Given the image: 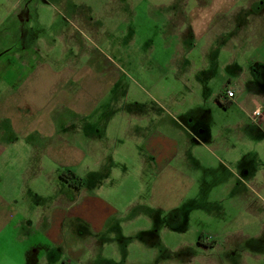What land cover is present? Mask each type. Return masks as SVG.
Segmentation results:
<instances>
[{
    "label": "rangeland",
    "instance_id": "374dc122",
    "mask_svg": "<svg viewBox=\"0 0 264 264\" xmlns=\"http://www.w3.org/2000/svg\"><path fill=\"white\" fill-rule=\"evenodd\" d=\"M250 1L238 3L261 22L264 10L257 12ZM181 4L186 0H0V103L36 67L65 70L66 81L75 69L92 68L113 82L92 118L98 130L95 156L81 165L64 169L51 158L30 159L21 147L12 151L15 141L0 140V220L9 224L0 235V264H264V204L252 203L236 185L242 158L252 154L264 163V134L251 132L246 108L217 101L228 89L249 83L250 61L264 66V22L251 28L242 14L239 26L247 38H220L210 51L220 66L216 76H194L195 68L179 75V57L189 54L176 49L185 24L171 27L167 17ZM202 43L189 54L197 67L203 63ZM231 50L235 69L229 67ZM238 66L246 76L237 74ZM205 79L209 86L183 85ZM44 82V91L34 92L51 100L60 86ZM252 86L247 90L259 88ZM71 87L63 86L66 92ZM110 103L117 108L105 110ZM137 106L146 112L128 114ZM195 125L200 142L192 136ZM148 134L167 139L169 165L153 167ZM69 170L85 180L81 199L103 200L120 215L97 234L82 223L81 237L67 235L56 246L39 228L38 217L54 209L60 193L74 192L78 182L65 174ZM14 212L22 217L10 223ZM172 212L180 214L175 218ZM173 218L177 229L165 223ZM199 240L212 245L199 247ZM33 249L41 251L34 261Z\"/></svg>",
    "mask_w": 264,
    "mask_h": 264
},
{
    "label": "crops",
    "instance_id": "0c3cea01",
    "mask_svg": "<svg viewBox=\"0 0 264 264\" xmlns=\"http://www.w3.org/2000/svg\"><path fill=\"white\" fill-rule=\"evenodd\" d=\"M258 1L260 0H251L250 2H254L252 5L255 6ZM238 2L239 0H186L187 5H181V8H178L176 12L168 15L167 18L171 27L185 24V26H182L185 29H182L179 33L180 36H178L182 42H179L176 48L181 51V54L185 48L186 53L190 54L198 43L203 42L202 44L204 45L201 52L203 63H201L200 67L194 65V62L189 58V54L188 56L179 57L180 66L176 68L179 75H189L190 68H195L196 74L194 76H204L203 78L216 76V70L220 66L217 64L218 58L216 56L211 57L210 51L215 48L216 44L221 42L220 38H225V35L232 36L231 38L234 41H237L242 36L247 38V34H244L245 32L241 30V25L239 26V24L242 14L248 15V10L243 9ZM189 9L190 11L188 12ZM261 16L262 21L255 23L252 16L248 15L249 21L247 20L246 25L251 28L260 27L264 22V12ZM249 34L251 39L252 33ZM226 42L222 44L225 45ZM232 47V50L238 51L236 45ZM235 55L236 53L233 54L232 64L229 65V67L234 69L237 58ZM250 64L256 66L259 62L250 61ZM212 70L214 71L212 72ZM238 70V75H247L245 71H241L239 66ZM63 71L65 70L57 69L56 73L47 69L46 71L42 68L37 69L36 67L23 83L10 93L12 96L0 103V140L5 138L12 142L15 141L12 151L15 152L17 147H21V151L27 158L38 157L41 160H43V157L48 160L51 158L55 165L70 169L81 165L91 155L95 156L96 146L93 142L97 138L93 132L98 130L97 123L92 118L103 107L98 98L105 96L113 82L105 78L102 79L92 68L87 69L85 72L75 69L71 75L73 76L72 79L66 78L68 81L63 80L66 75ZM50 75H53L56 80L49 78ZM44 78L47 86H49V83L53 84L55 82L56 85L60 86L54 88L57 91L51 100L46 98L47 100L45 99V101L44 97H41L42 99L37 97L39 91H44ZM210 84V79L195 80L192 84L183 82V85L189 88H199ZM64 85L68 87L71 85V89L74 90L66 92V89L63 88ZM224 93L225 100L230 104L246 108L250 112V118L254 117L253 112L261 106L263 101L259 99L261 95L257 94H247L248 96L245 97L246 92L244 90L242 92L240 90L235 91V97L232 99L227 98L226 91ZM104 105V109L107 111L112 107V110L117 108L111 103ZM248 105L250 106L248 107ZM130 109L131 111H128V114L131 115L142 116L141 114L146 112L145 107L137 106ZM159 116L160 113L157 111L156 117ZM2 123L8 125L3 126ZM191 132L195 140L200 142L194 132ZM83 133L85 139L81 137ZM19 138L25 144L16 145L19 142L18 140H20ZM70 139L74 142H66ZM166 140L160 137L159 134H148V136H145L153 167L161 168L164 163L169 165L170 159L166 158L167 154L170 155L171 149L168 151L165 145ZM161 157H163L162 162L160 160ZM28 170L30 171L29 167H24L25 172ZM74 175L77 178L74 180L78 182L79 187L76 185L74 192L69 193L73 198L70 199L69 194L60 193L54 209L51 212L41 213L38 217L39 228L56 246H60L63 238L67 235L70 237H81L82 223L88 226L94 234H97L104 231V228L114 217L120 215L118 209L106 204L103 200L91 197L81 199V190H83L81 183L85 180L78 177L75 173ZM67 197H69V200ZM142 211L144 210L140 212L142 213ZM17 214L18 212H14L11 219L7 220H10L11 223L14 219L22 217L16 216ZM30 223L33 224L32 222ZM8 225L0 220V235ZM30 252L29 258L32 261L41 253L40 249H33ZM71 252L76 255L80 253L78 251Z\"/></svg>",
    "mask_w": 264,
    "mask_h": 264
},
{
    "label": "flooded vegetation",
    "instance_id": "af4514ba",
    "mask_svg": "<svg viewBox=\"0 0 264 264\" xmlns=\"http://www.w3.org/2000/svg\"><path fill=\"white\" fill-rule=\"evenodd\" d=\"M74 7L76 8L77 6L74 5ZM252 7H254L257 12L264 10V0L262 1L261 5L256 4L255 6L253 5ZM246 78L248 79L249 83L240 84L239 89L241 92L244 90L248 94L250 91H248L247 89H249L250 85L251 86L256 85L259 88L254 89L255 92L251 91L249 94L258 93L259 95H261L260 94L261 92L264 93V66H262L261 64L253 66L250 74L247 75ZM220 102L226 107L230 106V103L225 100L224 96L221 98ZM258 108H260L261 111L259 115L256 116L254 115V112ZM258 108L253 112L254 117L252 119H253L254 127H251V132L254 134H256V132H261L262 134H264L263 133L264 132V101L261 102V106H259ZM200 130L201 129H199L197 125L194 126V129H193L194 133L195 132L199 133ZM256 158L257 157L250 154L249 158L246 159V157H244L238 162L237 168H238L239 175H238V178L236 179V185L237 187H241L242 189L245 190L244 194L249 193V195L253 197L254 202L252 203H261V204L263 203L264 204V163L260 164ZM175 213L180 214L179 212H172L170 213V215L177 218V215H175ZM174 220H175L174 218L168 219L167 221H165V223L167 224V226L173 229L175 228L177 229ZM209 245H212V244H208L206 246V245H203L200 240L198 242V246L202 248L203 247L209 248ZM62 264H69V262L68 261L63 262Z\"/></svg>",
    "mask_w": 264,
    "mask_h": 264
},
{
    "label": "built area",
    "instance_id": "2783aa9c",
    "mask_svg": "<svg viewBox=\"0 0 264 264\" xmlns=\"http://www.w3.org/2000/svg\"><path fill=\"white\" fill-rule=\"evenodd\" d=\"M226 96H227V98H229V99L234 98V97H235V91L230 90V89L227 90V91H226ZM260 111H261V109L258 108V109L254 112V115L258 116L259 113H260Z\"/></svg>",
    "mask_w": 264,
    "mask_h": 264
},
{
    "label": "trees",
    "instance_id": "16d2710c",
    "mask_svg": "<svg viewBox=\"0 0 264 264\" xmlns=\"http://www.w3.org/2000/svg\"><path fill=\"white\" fill-rule=\"evenodd\" d=\"M224 95H220L218 98H217V101L219 102V104L220 105H223V104H221V102H220V100H221V98L223 97ZM224 106V105H223ZM224 107H226V106H224ZM69 178L71 177L72 179H77L76 177H75V175H74V173L71 171V170H69L67 173H65Z\"/></svg>",
    "mask_w": 264,
    "mask_h": 264
}]
</instances>
